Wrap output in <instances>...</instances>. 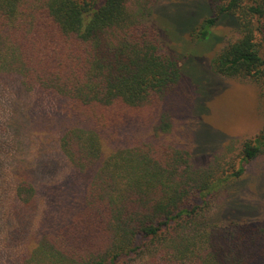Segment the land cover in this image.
Here are the masks:
<instances>
[{"label":"trees","instance_id":"1","mask_svg":"<svg viewBox=\"0 0 264 264\" xmlns=\"http://www.w3.org/2000/svg\"><path fill=\"white\" fill-rule=\"evenodd\" d=\"M156 2L0 0V79L13 75L24 97H5L0 86V190L10 188L14 208L7 220L37 209L40 181L51 173L45 162L32 168L27 157L28 147L45 154L50 145L48 131L30 128L42 117L34 103L27 111L28 94L64 102L55 110L62 122L56 147L75 169L95 171L84 204L57 229L25 240V229L7 228L0 248L22 245L16 264L247 263V241L258 232L252 219L208 214L223 187L262 151L264 127L244 141L238 163L212 157L197 166L191 150L159 141L108 150L111 132L150 114L184 76L189 54L176 57L166 45L151 20ZM221 22L240 37L212 60L213 72L264 86V0H212L186 33L210 41ZM171 126L164 112L152 134Z\"/></svg>","mask_w":264,"mask_h":264},{"label":"rangeland","instance_id":"2","mask_svg":"<svg viewBox=\"0 0 264 264\" xmlns=\"http://www.w3.org/2000/svg\"><path fill=\"white\" fill-rule=\"evenodd\" d=\"M210 2L212 0H157L151 20L160 27L166 45L176 52V57L181 53L189 54L184 76L175 90L156 105L150 114L125 119L115 132H111V140L107 145L109 151L142 141H159L191 150L197 166L206 165L212 157L238 163L244 141L255 138L263 129L262 83L249 77L216 74L211 67L212 60L221 50L240 37L239 30L230 22H221L217 27L218 33L210 41L197 40L186 33ZM183 61L185 58H182ZM16 81L13 75L3 76L0 79L3 94L5 97L19 95L24 101V97L14 89ZM207 98H213L209 107L202 103V99ZM26 100L27 111L34 109L35 105V113L42 117V121L30 128L35 133L40 131V134L44 130L48 131L50 142L48 153H38L28 147L27 157L31 159L32 168L45 162L51 173L40 181L37 209L25 210L27 214L23 218L22 211H18V218L7 220V213L9 217L14 215V208L10 204L12 191L10 188L0 190V241L7 234L8 227L14 233L25 229L26 240L31 236L39 237L40 233L49 228L55 230L63 225L84 204V192L95 172L75 169L56 147L59 124L62 122L55 110H59V107L64 110V102L56 99L53 94L41 93L28 94ZM36 101L41 102L42 108ZM2 108L3 105L0 107L1 120ZM200 109L207 111L205 116L200 115L203 111ZM164 112L171 115L172 129L167 133L159 130L158 135L154 136L152 131L156 129ZM64 115L66 112H63ZM55 205H59L57 209ZM229 215L234 219H252L258 232L247 241L249 247L245 246L248 251L246 264H264V147L247 165L242 177L223 187L212 202L208 219H226ZM33 216L36 218L33 219ZM12 219L26 221L22 223ZM14 242L22 243L20 240ZM22 250L20 244H13L8 253L1 247L0 264H16ZM4 259L5 262L2 261ZM136 264L143 263L139 261Z\"/></svg>","mask_w":264,"mask_h":264}]
</instances>
